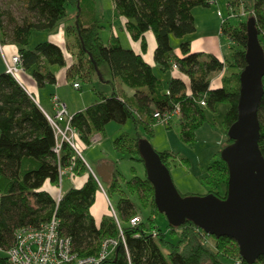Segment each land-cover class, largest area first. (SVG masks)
I'll return each instance as SVG.
<instances>
[{
  "label": "trees",
  "instance_id": "16d2710c",
  "mask_svg": "<svg viewBox=\"0 0 264 264\" xmlns=\"http://www.w3.org/2000/svg\"><path fill=\"white\" fill-rule=\"evenodd\" d=\"M14 1L24 8V15L15 17L3 8L0 0V46L16 45L22 67L31 70L39 86L55 83L50 66H65L66 58L61 47L51 41L30 46V36L35 31H54L67 22L66 34L72 36L73 48L68 43L67 47L76 59L69 67L68 78L78 74L91 79L96 73L105 80L102 68L106 67L112 84L113 79L119 78L135 90L131 99L116 91L109 96L96 91L97 99L72 115L70 125L87 145L95 133L105 131L110 121L123 124L131 119L136 127L143 123L151 131L157 123L153 113L172 110L177 104L182 115L181 134L191 140L195 130L206 121L205 110L217 111L218 104L228 103L223 117L227 140L208 166L206 181L211 185L210 192L215 194L219 184L227 189L228 168L220 152L233 141L227 130L237 118L239 76L246 64V20L230 31L223 26L222 33L234 43L231 54L225 55L223 61L209 53L191 51L190 40L179 43L182 56H177L171 38L193 33L196 24L192 9L210 6L213 0H113L116 14L126 19V29L134 40H140L143 51L147 50L145 33L152 31L156 40L155 64L167 71L176 63L177 69L189 78L190 92H187V84L177 77L170 78L165 88L153 66L141 54L124 47L117 36L112 34L107 43L103 41L99 28L104 15L98 0ZM240 2L247 17H254L260 36L264 32V0ZM219 71L223 72V85L211 88V73ZM227 78H234L236 84L224 83ZM201 100L204 105L199 103ZM258 120V143L264 156V92L258 106ZM140 138L145 139L137 136L132 146L120 136L115 139L114 147L122 153L128 149L131 159L143 162L138 148ZM157 152L168 166L171 153ZM65 169L73 175L88 174V177L82 186L62 192L57 202V195L42 187L46 181L58 186ZM107 184L111 194L118 195L115 210L120 225L110 214L96 221L90 207L100 186L87 163L66 140L61 141L47 114L18 80L6 71L0 72V247L7 250L11 246L17 228L39 225L55 213L61 233L71 238L73 252L78 257H96L105 239L117 241L100 264H250L240 256L233 238L210 235L189 219L178 225L168 222V231L157 226L154 215L159 210L146 169L144 176L134 175L128 180H123L122 174H115ZM131 195L138 197L142 207L150 209L148 216L144 220L140 216L141 220L134 225L130 218L139 214ZM208 235L214 238V247L205 242ZM4 259L0 255V264ZM251 264H264V254Z\"/></svg>",
  "mask_w": 264,
  "mask_h": 264
},
{
  "label": "water",
  "instance_id": "95a60500",
  "mask_svg": "<svg viewBox=\"0 0 264 264\" xmlns=\"http://www.w3.org/2000/svg\"><path fill=\"white\" fill-rule=\"evenodd\" d=\"M246 33V64L239 76L237 118L227 130L233 141L220 152L228 168L225 197L213 192L181 195L151 143L140 138L138 148L154 187V202L168 222L178 225L189 219L210 235L233 238L240 256L251 264L264 254V156L258 143L264 48L252 16L246 21Z\"/></svg>",
  "mask_w": 264,
  "mask_h": 264
},
{
  "label": "rangeland",
  "instance_id": "374dc122",
  "mask_svg": "<svg viewBox=\"0 0 264 264\" xmlns=\"http://www.w3.org/2000/svg\"><path fill=\"white\" fill-rule=\"evenodd\" d=\"M98 1L99 9L105 17H112L113 14H115L113 0ZM212 2L213 6L211 10L206 12L209 16L202 14V18H198L200 27L201 22L209 23L210 26L209 19L215 20L214 26L211 29H213L214 33H216L217 28L220 25L221 31L223 30V26L230 31L232 27L240 25L244 20L247 21L248 17L240 0H217V2L213 0ZM1 5L6 10H9L15 17L21 18L24 15V8H21L17 1L1 0ZM217 8L219 9L217 10L219 19L216 16ZM218 12H220L221 16ZM106 33L107 31H102L101 35L105 37ZM226 37L228 40V52L226 55L228 56L232 52V46L234 43L229 41L228 36ZM259 37L264 48V32L260 34ZM173 43V46H176V42ZM232 84H236V80L234 78L232 80ZM94 88L98 90H105L106 93L108 92V88L96 73L92 74L91 81L82 80V88L75 91L73 90L75 103L77 104L78 102L81 103L82 101H88L92 96H94V94H96ZM80 93L83 95L82 98L80 97L82 95H78ZM228 107V103L223 102L220 103L217 111H211L207 108L205 111L206 121L195 130V134L191 140H186L181 134V113L174 116L173 119H171V122H157L153 125V130L150 129L151 131H147L143 123H140L139 126L136 127L131 119L123 124L116 121H110L106 124L105 131L101 134V140L92 142L88 145V149H86L87 146L81 149L82 154L89 159L93 158L92 156H89L93 153H95V156L105 155L111 161L116 163L117 169H119L122 173L123 180H128L134 175L144 176L145 166L142 161L136 158L131 159L128 154L130 153L128 149L125 150V153H122L114 148V141L120 136H124V141L126 140L127 142H130V145L132 146L134 145V138L137 136L144 137L151 143L155 150L169 151L171 153V156L168 159L169 165L167 167L169 168L173 182L181 195H204L209 193L211 190V185L206 182L208 180L207 168L212 163V160L217 156V151L227 140L223 125V117ZM59 124L62 128L65 127V121H60ZM66 181L67 176L63 175L60 190L61 185L62 190H65L67 184ZM103 184L105 186L108 199L115 208L118 195L111 194L109 186L106 182ZM58 188L59 185L55 188V190H57V194L59 193ZM122 188L126 192L124 182L122 183ZM214 191L217 192L219 197H225L227 189L224 184H219ZM102 197L105 201L106 213L109 214V202L103 194ZM130 197L135 202L136 210L138 212L137 214H139L142 217V220H144L148 216L150 209L148 207H142L136 195H131ZM154 216L157 226H159L162 230L168 231V220L166 216L161 212L156 213ZM173 240H176V238H173ZM205 242L213 247L215 246V240L210 235L205 236ZM5 253L6 249L0 247V255L4 256Z\"/></svg>",
  "mask_w": 264,
  "mask_h": 264
},
{
  "label": "crops",
  "instance_id": "0c3cea01",
  "mask_svg": "<svg viewBox=\"0 0 264 264\" xmlns=\"http://www.w3.org/2000/svg\"><path fill=\"white\" fill-rule=\"evenodd\" d=\"M215 1L217 2V0ZM212 3L213 2H211L210 6H206V7L196 6L192 9V14L194 16L195 24H196V30L193 33L188 34L183 38H175V37L171 38L172 43L176 42V46L174 45L175 47L174 52L177 56H182L181 50L179 48V43L182 40H190L191 51L209 53L214 55L220 61H223L224 56L228 52V45H227L228 40L226 35H224L221 31V25L217 28L216 33H214V30L211 28L214 26L215 20L209 19L210 26L209 23L201 22L200 23L201 27L199 26V21H198L199 20L198 18H202L201 17L202 14L205 15L206 12L211 10L213 6ZM217 10L219 9L218 8L216 9V16L219 19L217 15ZM206 15L209 16L208 13ZM66 25L67 22H62L54 31H50V32L35 31L30 36V46L32 47L38 42L47 40L60 46L61 49L63 50L66 58V65L50 66L51 71H53V73L55 74V78H56L55 83L52 84L46 83L43 86H39L35 78L33 77L31 70H26L23 67L22 70L19 72L18 77L16 78L18 82L24 87V89L29 93V95L35 100V102L47 115H54L56 113L57 106L54 100L52 99L54 95H56L58 97V100L65 105L69 115H73L75 112L85 109L88 105H90L97 99V94H94V96H92L88 101H82L81 103L78 102L77 104L75 103L73 90L75 91L82 88V80L91 81V79H88L87 77H83L78 74L72 79H69L67 76L69 67L76 61V59L73 56V53H71V49L69 51L67 47V43H68L70 47L73 48V44H72L73 38L72 36H67ZM102 31H107L105 37L101 35ZM112 34L119 38L121 44L124 47H130L136 53L141 54L145 59V61L148 62L151 66H153L155 73L161 79L165 88H167L168 81L170 78L177 77L182 79L187 84V92H190L189 78L187 75L180 72L178 69H173V68L167 71H162L155 64L153 55L156 47V40L152 31H147L145 33V37L147 40V50L143 51L141 48L140 40H134L131 37L128 30L126 29V19L123 18L122 16H118L115 10V14H113L112 17H105L104 15V20L99 28V35L101 36V38L105 43L108 42V39ZM16 51H17V47L15 44L12 43H7L0 46V72L5 71L3 56L10 57ZM102 71L105 73L104 76L106 79L102 80L101 77L100 76L99 77L108 88V92L106 93L105 90H98L94 88L95 91H102L107 96H109L113 91H116L118 94H120V96H124L127 99L132 98L135 92L133 88H130L124 83H122L119 78L113 79L112 80L113 84H112L109 81L111 80V77L108 73V69L106 67H103ZM222 76H223L222 71L211 73L210 87L211 88L221 87L223 85ZM74 82H79V88H75L73 86ZM224 83L228 85H232V79L227 78L226 80H224ZM78 95H82V94L80 93ZM80 97L82 98L83 95ZM219 106L220 104H218L217 110L219 109ZM63 121H65L66 124V120ZM92 138H93L92 142H97L101 140V134L95 133L92 136ZM78 146L82 158L87 163L90 170H92L97 175V177L99 178L102 184L106 181H107L106 183H108V181L112 178L113 175L122 174L119 171V169H117L116 163L111 161L105 155L95 156V153H93L89 155L93 157L92 159H89L88 157L84 156L82 154L81 149L85 148L86 146H87L86 149H88L89 146L85 144L82 140H80L79 137H78ZM63 175L67 176V181H66L67 184L64 191L68 190L71 187L82 186L88 177V174L81 176L73 175L67 169H65ZM60 184H62V178ZM103 187L105 188L104 184ZM55 188H57V186L51 185L48 181H46L42 187V189H45L51 192L52 194H57V190H55ZM61 190H62V185H61ZM64 191L62 190V192ZM100 193H101L100 190L96 193L95 202L90 207V212L95 217L97 222L101 220L104 214H107L105 209L106 208L105 201L104 198L102 197V193L101 194ZM93 207L95 208L93 209Z\"/></svg>",
  "mask_w": 264,
  "mask_h": 264
},
{
  "label": "built area",
  "instance_id": "2783aa9c",
  "mask_svg": "<svg viewBox=\"0 0 264 264\" xmlns=\"http://www.w3.org/2000/svg\"><path fill=\"white\" fill-rule=\"evenodd\" d=\"M221 16L220 12H218ZM5 65V71L15 78L18 77L19 72L22 70V61L20 55L13 53L10 57L3 56ZM177 64H173V69H177ZM73 86L79 88V83L74 82ZM54 100L57 110L54 115H47L52 126L56 130V134L60 136L61 141L66 140L81 156L78 146L79 134L70 125L72 115H69L67 109L63 103L58 100V97L54 95ZM201 105H204V101H199ZM181 113L180 105L177 104L172 110H165L160 112L159 110L153 113L157 122L166 123L171 122L174 116ZM66 120L65 127L62 128L59 124L60 121ZM59 149V145L57 147ZM82 157V156H81ZM90 170V168H89ZM100 186V192L105 196L110 205L109 214L115 218L120 225L116 210L110 200L103 184L97 177V175L90 170ZM57 195V202L62 196L60 190ZM141 220L140 215H135L130 218L132 225L138 223ZM60 221L55 213L45 222L39 225H25L17 228L14 232V241L10 247L7 248L5 253V259L3 264H100L117 241L115 239H105L102 244V249L98 256L78 257L73 252L71 238L61 233ZM156 232H153L155 235ZM121 237L123 235L121 233Z\"/></svg>",
  "mask_w": 264,
  "mask_h": 264
},
{
  "label": "bare ground",
  "instance_id": "6f19581e",
  "mask_svg": "<svg viewBox=\"0 0 264 264\" xmlns=\"http://www.w3.org/2000/svg\"><path fill=\"white\" fill-rule=\"evenodd\" d=\"M95 207H93V209H94Z\"/></svg>",
  "mask_w": 264,
  "mask_h": 264
}]
</instances>
